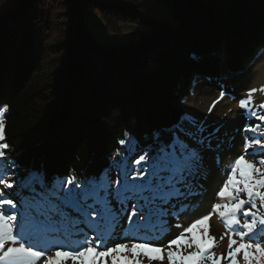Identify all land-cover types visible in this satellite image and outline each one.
Listing matches in <instances>:
<instances>
[{
	"label": "trees",
	"instance_id": "1",
	"mask_svg": "<svg viewBox=\"0 0 264 264\" xmlns=\"http://www.w3.org/2000/svg\"><path fill=\"white\" fill-rule=\"evenodd\" d=\"M15 1L0 17L6 154L49 178L79 183L99 173L117 158L125 132L138 144L136 159L153 131L184 115L193 84L218 75L220 54L233 74L264 49V0ZM94 12L115 42L97 40ZM122 28L134 37L123 39ZM223 178L209 197L199 189L197 217L223 202L213 195ZM186 217L172 221L174 233L189 225Z\"/></svg>",
	"mask_w": 264,
	"mask_h": 264
},
{
	"label": "snow or ice",
	"instance_id": "2",
	"mask_svg": "<svg viewBox=\"0 0 264 264\" xmlns=\"http://www.w3.org/2000/svg\"><path fill=\"white\" fill-rule=\"evenodd\" d=\"M226 94L227 89L221 91V99ZM249 103L250 96L240 107ZM8 110L7 104L0 107V264H164L165 258L167 264L225 259L240 264V257L243 264H264V129L259 123L243 126V152L213 193L223 202L212 203L207 214L174 233L179 224L173 220L197 211L195 198L207 179L204 152L214 150L219 129L207 132L185 113L169 128L153 131L136 159L138 144L125 132L117 158L99 173L82 174L77 183L49 178L37 168L19 172L14 156L6 154ZM248 114L256 117L254 111ZM256 118L264 123V115ZM222 143L217 140L215 148ZM213 214L226 229V255L213 253L216 238L208 223Z\"/></svg>",
	"mask_w": 264,
	"mask_h": 264
},
{
	"label": "rangeland",
	"instance_id": "3",
	"mask_svg": "<svg viewBox=\"0 0 264 264\" xmlns=\"http://www.w3.org/2000/svg\"><path fill=\"white\" fill-rule=\"evenodd\" d=\"M114 2H124L127 0H112ZM15 0H0V17L7 13L14 12L17 3ZM97 13L91 16L90 27L97 40L102 43H113L118 39L114 33H109L103 29ZM122 37L129 40L134 37L130 31L122 28ZM220 69L216 77L203 78L197 80L190 92L182 100L184 114H191L198 122L202 123L207 132H213L219 129L218 134L213 139L214 150L204 152V160L207 170V179L203 181L206 190L204 194L207 197L221 178L226 174L225 169L229 167L235 156L243 152V141L245 135L242 131L246 123L252 125L260 124L264 129V123H261L256 117L264 115V109L260 108L264 104V49H260L253 60L242 69L233 74L226 71L224 55L220 54ZM227 89V93L222 99L221 91ZM254 89V91H252ZM251 97V103L246 108L240 107V100H248ZM211 109V111H209ZM254 111L256 117H251L248 113ZM189 126L186 124L185 128ZM254 134L249 133L248 138ZM223 141L222 145L215 148L216 141ZM21 174L24 170L18 169ZM115 170L113 169V178ZM16 190V189H15ZM15 190H12L15 192ZM200 208L190 213L184 219L185 224H190L192 220L198 218ZM210 234L216 238V246L213 253L217 256L227 252V237L225 230L216 223L213 217H210ZM223 237V239H221ZM240 264H243L242 257ZM164 264H167L165 258ZM222 264H227L223 260Z\"/></svg>",
	"mask_w": 264,
	"mask_h": 264
}]
</instances>
